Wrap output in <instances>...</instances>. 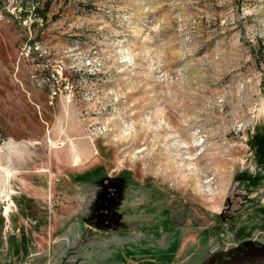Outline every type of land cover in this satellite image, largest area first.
<instances>
[{
  "label": "rangeland",
  "instance_id": "374dc122",
  "mask_svg": "<svg viewBox=\"0 0 264 264\" xmlns=\"http://www.w3.org/2000/svg\"><path fill=\"white\" fill-rule=\"evenodd\" d=\"M21 7L0 59L36 89L38 40L70 90L27 103L24 140L0 128V264L264 260V0Z\"/></svg>",
  "mask_w": 264,
  "mask_h": 264
},
{
  "label": "crops",
  "instance_id": "0c3cea01",
  "mask_svg": "<svg viewBox=\"0 0 264 264\" xmlns=\"http://www.w3.org/2000/svg\"><path fill=\"white\" fill-rule=\"evenodd\" d=\"M9 53V64H5L0 59V128L4 129V131L13 141L19 142L24 138L20 136V132L28 131L31 134L28 126L29 113L26 110L27 103H30L32 105L35 104L36 107H38V114L41 120L42 117L39 105L34 100V98L39 100V94H44L46 98V93L43 90L37 88L30 91L24 88L21 81L22 76L21 79L11 77V72L13 71V69L14 73L21 72V74H24V70L22 68H19L18 63L17 65L16 63H14V60L11 58V54ZM8 81L14 82L15 86L12 89H9V87L6 88L5 85ZM2 90L4 94L1 93ZM39 101L42 106V110L47 112L48 110L47 107H45V102H43L42 100ZM40 133H34L33 136H38ZM52 161L53 159L50 155L48 160L49 167H51ZM0 261H2L1 257Z\"/></svg>",
  "mask_w": 264,
  "mask_h": 264
},
{
  "label": "built area",
  "instance_id": "2783aa9c",
  "mask_svg": "<svg viewBox=\"0 0 264 264\" xmlns=\"http://www.w3.org/2000/svg\"><path fill=\"white\" fill-rule=\"evenodd\" d=\"M31 8L33 9L34 7L32 6ZM21 12V0H5L0 6V18H3L4 15H8L18 20V23H20L19 18ZM21 50L24 56H28L31 52H34L36 56L42 58L41 61L36 63L35 61H32V64H35V67L32 68L29 78L34 87L46 92L49 103L60 94V84H62V87L67 91L70 90L69 82L61 77V69L63 66L58 65L57 62H49V51L41 44V42L38 40L28 41L23 43ZM1 138L2 134L0 131V139Z\"/></svg>",
  "mask_w": 264,
  "mask_h": 264
},
{
  "label": "trees",
  "instance_id": "16d2710c",
  "mask_svg": "<svg viewBox=\"0 0 264 264\" xmlns=\"http://www.w3.org/2000/svg\"><path fill=\"white\" fill-rule=\"evenodd\" d=\"M264 140V139H263ZM262 140V141H263ZM206 263H208V262H206ZM226 263V262H225ZM264 264V260H261L260 262H247V264ZM201 264H203V263H201Z\"/></svg>",
  "mask_w": 264,
  "mask_h": 264
},
{
  "label": "bare ground",
  "instance_id": "6f19581e",
  "mask_svg": "<svg viewBox=\"0 0 264 264\" xmlns=\"http://www.w3.org/2000/svg\"><path fill=\"white\" fill-rule=\"evenodd\" d=\"M210 181V178L208 177V179L205 180V182H209ZM210 185H208V190L210 189ZM209 192V191H208Z\"/></svg>",
  "mask_w": 264,
  "mask_h": 264
},
{
  "label": "water",
  "instance_id": "95a60500",
  "mask_svg": "<svg viewBox=\"0 0 264 264\" xmlns=\"http://www.w3.org/2000/svg\"><path fill=\"white\" fill-rule=\"evenodd\" d=\"M99 214L103 215V213H102V212H101V213H100V212H99V213H97V215H96V220L98 219V215H99Z\"/></svg>",
  "mask_w": 264,
  "mask_h": 264
},
{
  "label": "flooded vegetation",
  "instance_id": "af4514ba",
  "mask_svg": "<svg viewBox=\"0 0 264 264\" xmlns=\"http://www.w3.org/2000/svg\"><path fill=\"white\" fill-rule=\"evenodd\" d=\"M107 217V216H104V218Z\"/></svg>",
  "mask_w": 264,
  "mask_h": 264
}]
</instances>
